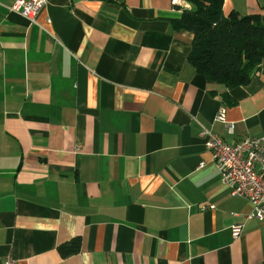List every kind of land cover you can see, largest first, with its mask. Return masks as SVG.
Returning <instances> with one entry per match:
<instances>
[{
    "label": "crops",
    "instance_id": "0c3cea01",
    "mask_svg": "<svg viewBox=\"0 0 264 264\" xmlns=\"http://www.w3.org/2000/svg\"><path fill=\"white\" fill-rule=\"evenodd\" d=\"M14 1L0 0V264H264V225L199 135H264V58L246 84L208 80L171 24L183 0H49L34 23ZM231 10L264 25V0Z\"/></svg>",
    "mask_w": 264,
    "mask_h": 264
},
{
    "label": "trees",
    "instance_id": "16d2710c",
    "mask_svg": "<svg viewBox=\"0 0 264 264\" xmlns=\"http://www.w3.org/2000/svg\"><path fill=\"white\" fill-rule=\"evenodd\" d=\"M183 1L190 7L171 19V24L192 35L188 62L208 80L227 88L246 84L264 58V25L259 15H242L236 10L224 14V0ZM57 249L62 257L77 253L80 238Z\"/></svg>",
    "mask_w": 264,
    "mask_h": 264
},
{
    "label": "built area",
    "instance_id": "2783aa9c",
    "mask_svg": "<svg viewBox=\"0 0 264 264\" xmlns=\"http://www.w3.org/2000/svg\"><path fill=\"white\" fill-rule=\"evenodd\" d=\"M49 0H15L10 7L20 12L30 23H34L40 9ZM215 120L224 122L229 132L233 124L225 116V107H220ZM200 137L211 151L212 160L220 172L221 182L230 189V193L243 197L251 204V211L246 216L254 218L264 225V135L246 136L234 143L226 142L213 131L202 127ZM231 234L237 238L241 233V224L230 227ZM1 264H15V259L5 256Z\"/></svg>",
    "mask_w": 264,
    "mask_h": 264
}]
</instances>
